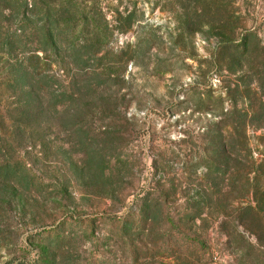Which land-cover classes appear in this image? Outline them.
Wrapping results in <instances>:
<instances>
[{
  "label": "rangeland",
  "instance_id": "374dc122",
  "mask_svg": "<svg viewBox=\"0 0 264 264\" xmlns=\"http://www.w3.org/2000/svg\"><path fill=\"white\" fill-rule=\"evenodd\" d=\"M0 264H264V0H0Z\"/></svg>",
  "mask_w": 264,
  "mask_h": 264
},
{
  "label": "trees",
  "instance_id": "16d2710c",
  "mask_svg": "<svg viewBox=\"0 0 264 264\" xmlns=\"http://www.w3.org/2000/svg\"><path fill=\"white\" fill-rule=\"evenodd\" d=\"M68 4H73V5H75L74 3H68ZM19 49H22V50H23L24 47H22V45H19ZM22 52H24V54H26V58H27V55H29V56H31V57L33 56L34 58L39 59V58H38V55H37V52H45V51H44L43 49H41V50H39V51H38V49H36V50H27V51L23 50ZM106 221H107L108 224L117 227V230H121V228H122V226H123V221H122V220L120 221V219H118V218L107 217V218H106ZM118 221H120V222H118ZM140 222H141V219L138 218V223H137V224H139ZM118 223H120V226L118 225ZM48 233H49V234L46 235V236L50 238L51 242H55V240L58 239V238H57L58 235H55V234H54V231H49ZM45 234H46V233H45ZM123 234H124V233H123Z\"/></svg>",
  "mask_w": 264,
  "mask_h": 264
}]
</instances>
